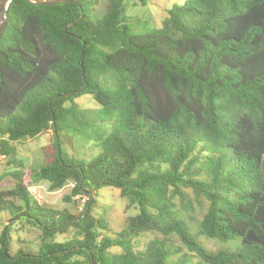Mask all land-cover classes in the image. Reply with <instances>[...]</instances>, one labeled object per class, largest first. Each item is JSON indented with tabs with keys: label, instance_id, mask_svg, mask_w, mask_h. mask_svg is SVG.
<instances>
[{
	"label": "trees",
	"instance_id": "1",
	"mask_svg": "<svg viewBox=\"0 0 264 264\" xmlns=\"http://www.w3.org/2000/svg\"><path fill=\"white\" fill-rule=\"evenodd\" d=\"M127 1L108 0L96 20L95 0L9 4L0 155L51 130L55 158L36 174L53 191L72 183L87 203L78 217L42 204L21 172L0 189V264H264V0H187L140 34ZM84 95L97 108H80ZM66 133L100 152L67 155ZM104 187L139 209L114 238L92 214ZM17 223L39 230L38 252L11 253ZM149 231L159 236L136 248ZM202 237L236 243L212 250Z\"/></svg>",
	"mask_w": 264,
	"mask_h": 264
},
{
	"label": "rangeland",
	"instance_id": "2",
	"mask_svg": "<svg viewBox=\"0 0 264 264\" xmlns=\"http://www.w3.org/2000/svg\"><path fill=\"white\" fill-rule=\"evenodd\" d=\"M93 7V19L96 20L107 9L108 0H95ZM187 0H145L142 3L140 0H128L126 3V15L129 23L132 25V31L135 34L145 33L150 28L161 27L163 20L168 16V11L176 4H183ZM138 22V23H137ZM137 23V24H136ZM135 25V26H133ZM77 103L83 109H95L98 104L93 99L92 95H84L78 98ZM63 148L67 155L76 156L85 160H92L99 152L100 148L94 142H85L78 136L72 133H66L63 136ZM56 139L53 132L42 133L34 139H27L15 143L17 153L12 156L0 155V174L2 181L0 182L1 190H11L15 188L18 180V175L24 173L28 189L33 196L42 204L48 205L56 210H69L72 215L78 217L84 210L87 197H82L81 200L71 196L72 183H68L62 189L53 191L50 188V183L46 180L39 179L36 172L47 163L54 160L56 154ZM22 164V167L21 165ZM18 173L17 176L12 175ZM96 199L95 206L92 210L90 205L88 213L91 212L93 216L99 218L104 217L109 224L110 231L102 230L104 235L114 238L115 232L122 230L126 221L130 216L136 215L139 211L137 206L132 205L127 198L120 195V190L114 187H104L94 192ZM207 208V203L204 202L201 209H197L195 218H200L198 213L200 210L204 211ZM195 227V224L193 225ZM5 228L4 224L0 225V237ZM76 235V229L70 228L65 234H58L56 241H68ZM159 235L154 231H149L134 241L136 248L144 249L146 244L158 237ZM201 241L206 244V247L212 250L226 248L235 241L222 243L217 240L202 237ZM41 242V233L24 223H17L12 227L10 232V249L11 253H16L20 248L28 249L33 252H38ZM175 244L178 246L181 243L176 240ZM183 250V247H181ZM113 253L121 252V248L114 246L111 249ZM184 251V250H183Z\"/></svg>",
	"mask_w": 264,
	"mask_h": 264
},
{
	"label": "water",
	"instance_id": "3",
	"mask_svg": "<svg viewBox=\"0 0 264 264\" xmlns=\"http://www.w3.org/2000/svg\"><path fill=\"white\" fill-rule=\"evenodd\" d=\"M14 0H1L0 2V41L2 40L6 28L8 26V15L7 10L9 4ZM27 2L36 4V5H55V4H65V3H73L77 2L78 0H25ZM90 206L87 209V213L89 211Z\"/></svg>",
	"mask_w": 264,
	"mask_h": 264
}]
</instances>
